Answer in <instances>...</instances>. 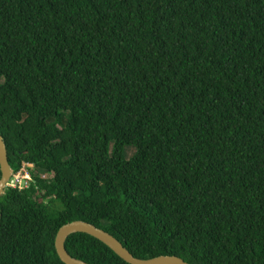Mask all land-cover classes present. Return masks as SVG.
Masks as SVG:
<instances>
[{
    "label": "trees",
    "instance_id": "16d2710c",
    "mask_svg": "<svg viewBox=\"0 0 264 264\" xmlns=\"http://www.w3.org/2000/svg\"><path fill=\"white\" fill-rule=\"evenodd\" d=\"M0 135V264H264V0H0Z\"/></svg>",
    "mask_w": 264,
    "mask_h": 264
},
{
    "label": "water",
    "instance_id": "95a60500",
    "mask_svg": "<svg viewBox=\"0 0 264 264\" xmlns=\"http://www.w3.org/2000/svg\"><path fill=\"white\" fill-rule=\"evenodd\" d=\"M9 166L6 146L0 135V196L3 194L6 185L12 175ZM76 233L89 235L103 243L119 258L127 264H188L176 256H159L151 259L135 258L124 246L112 235L83 221H72L63 225L56 233L54 247L59 260L63 264H87L84 261L73 258L65 248L66 239Z\"/></svg>",
    "mask_w": 264,
    "mask_h": 264
},
{
    "label": "built area",
    "instance_id": "2783aa9c",
    "mask_svg": "<svg viewBox=\"0 0 264 264\" xmlns=\"http://www.w3.org/2000/svg\"><path fill=\"white\" fill-rule=\"evenodd\" d=\"M34 165L30 163H22L20 169L17 172H12V175L6 185V188H12L23 192L30 188L34 181ZM40 178L44 181L51 179L50 175H41Z\"/></svg>",
    "mask_w": 264,
    "mask_h": 264
},
{
    "label": "rangeland",
    "instance_id": "374dc122",
    "mask_svg": "<svg viewBox=\"0 0 264 264\" xmlns=\"http://www.w3.org/2000/svg\"><path fill=\"white\" fill-rule=\"evenodd\" d=\"M135 154V149L133 147H125L124 148V158L126 160L132 159Z\"/></svg>",
    "mask_w": 264,
    "mask_h": 264
},
{
    "label": "clouds",
    "instance_id": "9594fccd",
    "mask_svg": "<svg viewBox=\"0 0 264 264\" xmlns=\"http://www.w3.org/2000/svg\"><path fill=\"white\" fill-rule=\"evenodd\" d=\"M34 175V183L30 186V188L33 186L36 190H39V186H38V181L37 180H35V177H37V178H39L40 180H42L41 178H40V176L41 175H49V174H46V173H38V172H36V173H34L33 174ZM44 181V180H43ZM29 188V189H30ZM28 190V189H27Z\"/></svg>",
    "mask_w": 264,
    "mask_h": 264
}]
</instances>
